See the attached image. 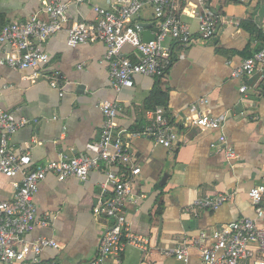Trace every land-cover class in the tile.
Here are the masks:
<instances>
[{
    "label": "crops",
    "instance_id": "obj_1",
    "mask_svg": "<svg viewBox=\"0 0 264 264\" xmlns=\"http://www.w3.org/2000/svg\"><path fill=\"white\" fill-rule=\"evenodd\" d=\"M109 1L69 3L64 27L40 43L48 61L34 79L30 69L0 63V110L12 113L16 120H28L11 136V145L28 152L33 167L61 154L85 152V145L99 137L100 101L117 103V123L126 131L148 124L149 112L163 107L176 124L177 142L164 148L152 138H135L130 144L140 173L126 203V218L133 236L147 241L146 249L127 243L119 262L107 258L105 264H204L202 250L213 246L214 231L242 218L264 222L247 195L264 176V69L248 79L231 76L247 54L256 53L260 46L257 33L264 34V0H183L187 13L181 19L192 33L190 44L167 39L172 53L164 61V75H136L133 86L120 92L110 86L103 43L66 44L67 28L73 22H95L93 7H107ZM39 10V0H0V25L26 22ZM205 10L218 16L216 31L208 38L199 34L198 14ZM133 22L151 24L149 31L156 27L150 6ZM6 52L8 48L0 44V60ZM121 53L137 58L128 44ZM51 74L62 87V96L49 85ZM242 85H246L244 93L239 91ZM200 112H227V120L221 130H203L186 120ZM220 134L235 157L228 159L219 145L211 146ZM18 179L0 173V201L12 199ZM105 179L104 168H98L85 181H58L49 174L40 182L34 195L36 220L47 224H36L26 240L46 237L58 244L44 248L42 259L85 264L96 255L98 242L111 224L110 219L92 213ZM218 194L232 197L217 209L192 206L196 198ZM260 206L264 212V201ZM182 243L186 260L174 253ZM17 264H31L30 257Z\"/></svg>",
    "mask_w": 264,
    "mask_h": 264
},
{
    "label": "built area",
    "instance_id": "obj_2",
    "mask_svg": "<svg viewBox=\"0 0 264 264\" xmlns=\"http://www.w3.org/2000/svg\"><path fill=\"white\" fill-rule=\"evenodd\" d=\"M39 1L41 10L26 22H9L0 26V44L8 48L0 63L14 69H30L32 79L40 75V68L48 61V54L42 50L40 43L64 27L69 3L84 2ZM233 1L245 3L248 0ZM182 2L111 0L107 7L94 6L95 22H73L67 28L66 44L76 47L85 42L103 43L110 86L116 92L132 87L136 75L160 78L165 73L162 62L172 53L171 46L166 45L165 41L171 39L187 46L192 39L189 26L181 19V14L187 13ZM145 6L151 7L157 28L149 41L142 40V28L133 22ZM198 20L201 37H211L216 31L218 16L211 10H205L198 14ZM126 44L133 47L136 59L121 53ZM263 69L264 47L244 59L231 72V76L248 79ZM48 80L49 85L59 89V95L62 96V87L58 85L55 74H51ZM239 91L244 93L246 85H242ZM99 108L102 114L99 137L85 145V152L77 156L61 154L57 159L46 160L33 167L29 153L20 152L11 145V136L28 120H16L12 113L0 110V173L7 178L19 176L13 183L15 192L12 199L0 201V264L23 263L29 257L31 264H54L41 258L44 248L58 247L53 239L39 237L32 241L26 240V234L36 224H47L36 220L34 195L38 186L49 174L58 181L69 178L85 181L90 172L98 168H104L106 179L101 183L102 192L92 213L110 219L111 224L98 242L96 255L85 264H105L107 258L119 262L127 243L146 249L147 241L133 236L126 218V203L140 173V168L133 163L130 144L135 138H152L156 144L171 148L178 140L176 124L170 116L165 115L163 107L158 106L149 112L148 124L126 131L117 123L118 105L115 101H100ZM186 120L203 130H221L227 120V112L217 115L200 112L186 117ZM218 145L224 149L226 158L235 157L223 134L211 144L212 147ZM108 188L110 193L107 195ZM247 195L255 206L256 216H264L260 206L264 201V176L259 184L249 189ZM231 197L232 194L199 197L192 202V206L217 209L230 201ZM211 236L214 239L213 246L202 250L204 264H264V222L242 218L230 222L222 230L214 231ZM174 253L177 259L186 260L187 249L183 243L176 246Z\"/></svg>",
    "mask_w": 264,
    "mask_h": 264
},
{
    "label": "water",
    "instance_id": "obj_3",
    "mask_svg": "<svg viewBox=\"0 0 264 264\" xmlns=\"http://www.w3.org/2000/svg\"><path fill=\"white\" fill-rule=\"evenodd\" d=\"M139 27L142 28L141 36L143 41H149L151 40L155 33L157 32V28H153L151 31L147 30V28L151 25L149 23H138ZM166 178V175L163 176L162 178V183L164 182Z\"/></svg>",
    "mask_w": 264,
    "mask_h": 264
},
{
    "label": "trees",
    "instance_id": "obj_4",
    "mask_svg": "<svg viewBox=\"0 0 264 264\" xmlns=\"http://www.w3.org/2000/svg\"><path fill=\"white\" fill-rule=\"evenodd\" d=\"M1 26V25H0ZM258 35H257V38L260 40V46L255 50V51H259L260 49H262L263 47H264V34L261 32V31H258V33H257ZM254 52H252V53H249V54H247V56H251V54H253ZM170 58V57H169ZM169 58H167V59H165V60H169ZM165 60H163V62H162V66H163V68L164 69H166V64H164V61Z\"/></svg>",
    "mask_w": 264,
    "mask_h": 264
}]
</instances>
